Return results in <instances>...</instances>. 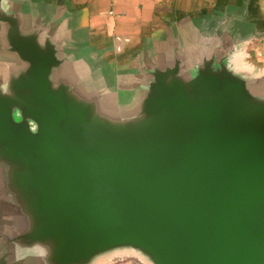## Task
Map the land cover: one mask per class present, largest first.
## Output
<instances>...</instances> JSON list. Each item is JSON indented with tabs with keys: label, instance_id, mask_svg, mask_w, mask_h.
<instances>
[{
	"label": "water",
	"instance_id": "1",
	"mask_svg": "<svg viewBox=\"0 0 264 264\" xmlns=\"http://www.w3.org/2000/svg\"><path fill=\"white\" fill-rule=\"evenodd\" d=\"M239 28L183 32L120 95L0 0V264H264V68Z\"/></svg>",
	"mask_w": 264,
	"mask_h": 264
},
{
	"label": "crops",
	"instance_id": "2",
	"mask_svg": "<svg viewBox=\"0 0 264 264\" xmlns=\"http://www.w3.org/2000/svg\"><path fill=\"white\" fill-rule=\"evenodd\" d=\"M12 1L57 21L69 49L80 56V67L90 69L116 94H126L139 68L183 32L216 20L236 21L240 37H257L248 57L264 68V0Z\"/></svg>",
	"mask_w": 264,
	"mask_h": 264
},
{
	"label": "rangeland",
	"instance_id": "3",
	"mask_svg": "<svg viewBox=\"0 0 264 264\" xmlns=\"http://www.w3.org/2000/svg\"><path fill=\"white\" fill-rule=\"evenodd\" d=\"M105 264H149L140 254L129 251L117 252Z\"/></svg>",
	"mask_w": 264,
	"mask_h": 264
}]
</instances>
